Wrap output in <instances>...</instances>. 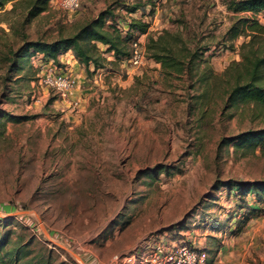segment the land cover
I'll use <instances>...</instances> for the list:
<instances>
[{
  "label": "rangeland",
  "instance_id": "1",
  "mask_svg": "<svg viewBox=\"0 0 264 264\" xmlns=\"http://www.w3.org/2000/svg\"><path fill=\"white\" fill-rule=\"evenodd\" d=\"M132 1L148 0H81L76 11L48 0L35 16L27 2H7L0 10L5 248L19 245L15 264H122L136 244L159 235L167 243L193 238L207 251L206 264H264V201L255 203L249 194L241 202L228 185L218 188L264 179L261 150L222 143L264 127V109L226 102L224 70L240 59L248 39L239 20L249 17L247 11L228 8L229 0H149L141 16L149 32L178 33L190 49L211 46L204 53L210 61L197 60L193 77L186 71L164 75L146 53L142 63L122 61L113 72L100 69L93 76L83 70L85 83L97 84L78 102L76 87L80 93L91 86L77 84L72 67L76 84L69 96H59L40 83L47 63L32 59L34 53L29 59L25 53L21 68L7 59L25 39L70 35L115 3H125L114 12L129 18L125 7ZM231 25L238 27L234 38ZM141 36L145 44L141 34L129 50L137 39L144 49ZM65 52L58 54L62 69L72 65L66 59H75ZM204 69L213 75L197 82ZM250 205L258 210H248Z\"/></svg>",
  "mask_w": 264,
  "mask_h": 264
},
{
  "label": "trees",
  "instance_id": "2",
  "mask_svg": "<svg viewBox=\"0 0 264 264\" xmlns=\"http://www.w3.org/2000/svg\"><path fill=\"white\" fill-rule=\"evenodd\" d=\"M48 0H0V10L7 2H27L29 9L28 14L35 16L45 8ZM126 4V12L129 18L117 15L115 11L117 5H125V3H115L112 7L101 10L94 18L82 23L77 30L67 36H59L50 41L31 40L24 42V45L18 52L10 51L7 59L11 60L14 66L22 67V57L28 53V59L32 53L37 51L43 54L45 59H52L57 62L58 66H62L59 62V52L71 50L74 58L84 69L87 75H92L98 69L116 71V66L125 61L129 54V43L136 39L139 35H146L144 44L145 53L148 58L159 63L161 72L164 75H172L174 72H188L189 77H193L192 69L195 62L208 63L210 55L204 57V53L211 46L190 49L180 34L172 33L168 29L157 31L156 34L150 33L148 23L141 16L145 14L146 6L149 0L144 3ZM228 8L235 12H250L252 15L262 13L264 16V0H229ZM142 9V10H141ZM137 10H141L140 16H134ZM240 18L243 23L241 31L247 40L241 43L239 60H232L225 68L224 75H229L228 88L225 94L227 107L245 106L254 109H264V24L255 17ZM107 20H110L108 23ZM121 23L127 25L126 34L122 35L123 30ZM231 38L237 36L238 27L231 25ZM247 31V32H246ZM229 32V33H230ZM228 34V33H227ZM26 37V36H25ZM101 43L104 49H100L97 45ZM259 45L255 46V43ZM180 43V44H179ZM226 46V43L223 42ZM108 54L113 56L108 59ZM92 67V70H91ZM234 69L232 74L230 70ZM207 71V73H206ZM228 73V74H226ZM208 75H213L211 70L204 69L197 77V82H206ZM231 75V76H230ZM232 143L235 146H242L254 151L256 148L264 153V127L259 129H248L232 137H225L222 140L223 145ZM164 170V169H161ZM230 191H234L238 195L241 202L245 201L246 195L252 194L254 202L264 201V179L255 182L231 181V183H219L218 188L226 186ZM251 206V205H250ZM248 210H258L256 207H249ZM7 234L0 235V264H15L20 256V248H5L8 243ZM16 243V242H15Z\"/></svg>",
  "mask_w": 264,
  "mask_h": 264
},
{
  "label": "built area",
  "instance_id": "3",
  "mask_svg": "<svg viewBox=\"0 0 264 264\" xmlns=\"http://www.w3.org/2000/svg\"><path fill=\"white\" fill-rule=\"evenodd\" d=\"M58 6L68 11L79 9L81 0H56ZM258 21H262V13L252 15ZM123 29H127L126 24H122ZM149 29V28H148ZM139 39L131 44L129 57L125 61L133 65L142 63L144 59V49H142ZM32 59H42L47 66L41 69L39 75L40 83L49 87L59 96H69L75 81L67 68L56 66L52 59H45L42 53L35 52ZM53 63V66H48ZM169 236V235H167ZM193 238L175 242L164 241L163 236H153L143 243L136 244L126 256L122 264H206L207 251L196 244Z\"/></svg>",
  "mask_w": 264,
  "mask_h": 264
},
{
  "label": "crops",
  "instance_id": "4",
  "mask_svg": "<svg viewBox=\"0 0 264 264\" xmlns=\"http://www.w3.org/2000/svg\"><path fill=\"white\" fill-rule=\"evenodd\" d=\"M142 35H144V34H142ZM142 38H143V36L140 37V40L142 42V46H144V41H143ZM101 48L104 49V45H102V47H100V49ZM68 52L71 53L72 51L69 50V51L65 52V55L71 56ZM61 60H63V59H61ZM65 62L69 63V64L72 63V65H70V67H68V66L66 67L69 71H70V69L72 67V69H71L72 70L71 71L72 74H74V73L77 74L78 73L79 78H76L77 79V84L79 83V85H80L81 83H84L86 85H90L91 86L90 88L84 89V91L80 92V93H79V90H77L78 87H76V90H75L76 91V95L73 97V99L78 102V99L80 100V98H81L79 95H81L83 97H86L87 95L91 94L93 91H95L96 88L94 86H96L97 83L94 80L89 81L88 83H85V81H84L85 76L83 75V70L84 69L82 67H80V65L78 63H76L77 62L76 59H71L70 60V57H69L68 59L65 60ZM156 64H157V66H159L158 63H156ZM91 70H92V67H91ZM98 70H100V69H98ZM98 70H96V72L93 73L92 75L94 76L98 72Z\"/></svg>",
  "mask_w": 264,
  "mask_h": 264
},
{
  "label": "water",
  "instance_id": "5",
  "mask_svg": "<svg viewBox=\"0 0 264 264\" xmlns=\"http://www.w3.org/2000/svg\"><path fill=\"white\" fill-rule=\"evenodd\" d=\"M0 216H1V214H0Z\"/></svg>",
  "mask_w": 264,
  "mask_h": 264
}]
</instances>
